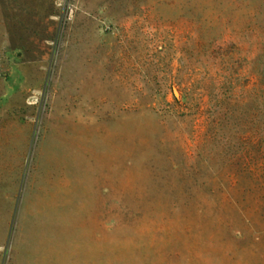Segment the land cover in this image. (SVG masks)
<instances>
[{
    "label": "rangeland",
    "instance_id": "1",
    "mask_svg": "<svg viewBox=\"0 0 264 264\" xmlns=\"http://www.w3.org/2000/svg\"><path fill=\"white\" fill-rule=\"evenodd\" d=\"M0 264H264V0H0Z\"/></svg>",
    "mask_w": 264,
    "mask_h": 264
}]
</instances>
